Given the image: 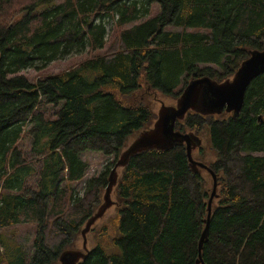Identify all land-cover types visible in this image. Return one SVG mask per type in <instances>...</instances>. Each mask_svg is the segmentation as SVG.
Returning <instances> with one entry per match:
<instances>
[{
  "label": "trees",
  "instance_id": "16d2710c",
  "mask_svg": "<svg viewBox=\"0 0 264 264\" xmlns=\"http://www.w3.org/2000/svg\"><path fill=\"white\" fill-rule=\"evenodd\" d=\"M109 40L76 68L22 75ZM263 50L264 0H0V230L37 226L23 261L4 254L0 236V264H58L75 248L112 173L79 195L72 184L89 169L81 154L117 160L152 128L144 89L178 99L191 80L226 81ZM185 116L175 129L207 132L214 160L205 164L219 183L201 253L210 188L176 145L130 156L115 187L119 234L79 264H264V75L238 115Z\"/></svg>",
  "mask_w": 264,
  "mask_h": 264
},
{
  "label": "water",
  "instance_id": "95a60500",
  "mask_svg": "<svg viewBox=\"0 0 264 264\" xmlns=\"http://www.w3.org/2000/svg\"><path fill=\"white\" fill-rule=\"evenodd\" d=\"M264 74V50L255 51L251 54V57L243 62L238 72L234 77L227 79L221 84L213 81L208 77L192 80L188 86L183 89L181 97L178 98L175 106L163 105L156 117V121L152 128L140 132V134L127 146V148L119 156V164L117 167L124 168L128 163L130 156L142 151H148L151 149L157 150H170L171 148L178 146H185L190 162V167L195 171L201 172L205 170L213 176V189L209 199L208 214L205 218L206 227L203 230L202 238L199 243V252L203 249V243L206 242L208 237V230L210 220L212 216V204L217 197L218 190V175L205 163L196 161L193 158V151L197 148H201L202 139L194 133H181L175 131V123L177 120H183L188 112H196L201 115H220L224 110L228 113L238 115L241 111L247 86L251 84L253 79ZM117 167L113 171V178L110 177L108 187L104 197V202L97 209L96 213L91 219L86 222L84 229L82 230L83 237V250L65 249L60 257L58 264H79L80 261H84L90 254L91 250L87 249V237L86 233L90 231L92 225L97 219L105 215L108 211L107 207L111 205L110 193L117 185L118 171ZM112 201V200H111ZM107 209V211H106ZM200 263V261H198Z\"/></svg>",
  "mask_w": 264,
  "mask_h": 264
},
{
  "label": "rangeland",
  "instance_id": "374dc122",
  "mask_svg": "<svg viewBox=\"0 0 264 264\" xmlns=\"http://www.w3.org/2000/svg\"><path fill=\"white\" fill-rule=\"evenodd\" d=\"M63 0H59L61 3ZM160 11V8L158 5H153L152 6V12L150 13L151 15L149 16L150 18L155 17L157 13ZM20 18V17H19ZM18 19V18H17ZM132 25H127L126 28L130 27ZM113 39V38H112ZM111 39V40H112ZM111 40H109V43L106 45V47L102 50H96L95 52H90V51H85L83 53H77L76 55H70L69 57L56 61L52 64H50L48 67L40 70H35V69H29V70H24L22 72V75H25L29 80L32 81H38V79L41 76H47V75H54L58 74L63 71H67L70 68H76L77 65L80 63L91 59L94 56H99V55H104L106 53V49L110 47L111 45ZM264 75V74H262ZM260 75V76H262ZM258 76V77H260ZM256 77V78H258ZM255 78V79H256ZM254 80V79H253ZM190 83V82H189ZM188 83V84H189ZM183 92V91H182ZM182 94V93H181ZM181 97V96H180ZM148 102L151 105L154 113L157 115L159 109L165 105V106H175L177 103V98L173 97H168L164 96L161 93L158 92H153L149 97H148V92L146 89L143 90L142 94L139 95V99H147ZM181 120H177L179 122ZM264 121L262 120V123ZM176 123H175V128H176ZM177 131V130H175ZM182 133V132H181ZM185 134V133H183ZM198 137H200L202 140V146L201 148H197L196 150L193 151V158L196 161L199 162H209L214 160V154H212L211 147L209 145L208 141V136L207 132L201 131L199 134H195ZM136 138V137H135ZM132 138L129 143L135 139ZM186 148V147H185ZM187 151V150H186ZM260 155V154H258ZM121 156V154H120ZM203 156V157H202ZM81 159L84 161L88 162L89 164V169L86 170V177L85 179L81 182H76L73 183L72 185L74 186L75 190L79 193V195H82L84 193V189L87 183V180H90L91 178L98 177L103 170H106L108 167H110V171L112 173L110 174V177L113 178V171L116 173V170H114L117 165L119 164V156L118 159L114 156H108L105 157L99 152H94V151H86L81 154ZM116 162V163H115ZM113 163V165H110ZM121 167H117L118 174L121 172ZM201 174L208 180L209 188H210V193H212L213 189V176L210 175V173L203 171ZM116 187V186H115ZM115 187L110 193V202L111 205L107 207L105 212V215L101 216L99 219L95 221V223L92 225L90 231L86 233L87 237V249L92 250L91 248H94L96 243L101 242V241H108L109 238L118 236L117 232V222L118 221V209L117 205L115 203ZM219 188V187H218ZM218 191V190H217ZM216 191V192H217ZM105 195V192H104ZM112 200V201H111ZM85 227V226H84ZM84 229V228H83ZM37 226L35 223H29V224H18L14 225L12 227H9L7 229H1L0 230V236L1 238L6 242L7 244V251L4 253L6 256H8L10 259L18 260V261H23L28 258H30L35 250V237L37 234ZM18 244V245H16ZM22 248V252H24V255H22V252L20 251ZM4 248V247H2ZM73 250H83V237H82V232L79 234V238L77 241V244ZM15 253V254H14ZM59 262V261H58Z\"/></svg>",
  "mask_w": 264,
  "mask_h": 264
},
{
  "label": "flooded vegetation",
  "instance_id": "af4514ba",
  "mask_svg": "<svg viewBox=\"0 0 264 264\" xmlns=\"http://www.w3.org/2000/svg\"><path fill=\"white\" fill-rule=\"evenodd\" d=\"M212 80H213V79H212ZM191 81H192V80H191ZM191 81H190V82H191ZM213 81H215V80H213ZM215 82H217V81H215ZM222 82H224V81H222ZM222 82H217V83L221 84ZM187 86H188V85H187ZM187 86H186V87H187ZM224 111L226 112V110H224ZM224 111H223V112H224ZM223 112H222V113H223ZM227 113H228V112H227ZM174 129H175V128H174ZM175 130H176V129H175Z\"/></svg>",
  "mask_w": 264,
  "mask_h": 264
}]
</instances>
